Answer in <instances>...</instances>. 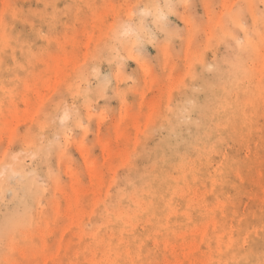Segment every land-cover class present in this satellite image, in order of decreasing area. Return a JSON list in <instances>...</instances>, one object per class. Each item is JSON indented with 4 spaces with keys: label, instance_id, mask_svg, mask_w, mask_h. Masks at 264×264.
I'll use <instances>...</instances> for the list:
<instances>
[{
    "label": "rangeland",
    "instance_id": "374dc122",
    "mask_svg": "<svg viewBox=\"0 0 264 264\" xmlns=\"http://www.w3.org/2000/svg\"><path fill=\"white\" fill-rule=\"evenodd\" d=\"M260 161L264 0H0V179L21 165L37 190L0 196V264H96L111 242L124 262L165 264L187 234L196 264H226L211 183L232 165L245 188L226 203L264 210V181L243 179ZM150 180L192 217L149 230L146 256L129 245L153 219Z\"/></svg>",
    "mask_w": 264,
    "mask_h": 264
},
{
    "label": "bare ground",
    "instance_id": "6f19581e",
    "mask_svg": "<svg viewBox=\"0 0 264 264\" xmlns=\"http://www.w3.org/2000/svg\"><path fill=\"white\" fill-rule=\"evenodd\" d=\"M205 140V137L200 139L201 145H204ZM184 146H186V144H184ZM31 150L32 152H37L38 148L36 146H32ZM181 161L182 158L180 157L178 162ZM231 167L232 165L222 163L216 176L217 180L214 183H211L213 207L208 211V213L212 215L213 223L224 229L223 235L228 238L227 242L220 247L219 251L215 253V255L224 260L226 264H264V252L262 253L259 249V251L250 252L241 247L242 242L257 245L258 242L264 240V210L253 207L256 202L254 199H252L254 204L248 203L243 205L241 203L243 208H241L240 204H238L239 201L229 204L226 203L225 198L231 197V189L234 192L233 196H237V192L240 193V190L245 188V184L243 182L238 184L239 180L237 176H234V174L231 175ZM25 177L26 173L21 165L19 167H7L4 171V177L0 179V196H4V194H6L9 190H11V193L14 195L18 193V190L27 187L28 191L31 192V194H29L30 197L34 196L32 199L34 201L35 196L37 195V190L34 189L35 191L33 192L29 190L30 184ZM243 179L248 183L255 180L256 185L253 189L261 190L260 183L264 181V162L260 161L259 163L252 164L251 168L246 170ZM232 181L235 184L234 187L231 186ZM149 182L150 183H148L146 187L147 196H144L145 201L143 213H152L153 219L146 230H142L136 239L134 238L130 240L131 244L129 245V252L137 253L139 251H143L146 256H150L154 253V248H150L141 243L142 239L147 235L149 230L153 229L163 235H171L172 230L175 227H181L188 224L192 217H187L186 212L181 210H175L176 212L173 211L168 202L169 198L158 195L159 191L164 189L169 184L168 182H156L154 180H150ZM12 184H15V186L12 187ZM29 204L27 205L29 206ZM173 212H175L178 217L175 222V225L177 226L173 223H164V221H161V217L164 216V214ZM25 218L27 219L26 216ZM25 218L23 219L25 220ZM216 237L217 235H212L210 240H214ZM188 238L190 239V245L175 242V251L172 254L170 253L168 247L163 248V254L167 258L165 264H196L192 256L194 254V251L192 252V246L195 241L202 240V238H200L199 234H187L184 239ZM254 248L251 247L250 249L254 250ZM108 252V256L106 255L104 257H100V260L95 263L136 264V261L124 262L126 253H122L121 244L118 242H111ZM35 258L37 257L35 256ZM27 260L28 257L25 256L23 258V263L27 262Z\"/></svg>",
    "mask_w": 264,
    "mask_h": 264
}]
</instances>
